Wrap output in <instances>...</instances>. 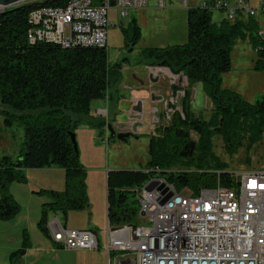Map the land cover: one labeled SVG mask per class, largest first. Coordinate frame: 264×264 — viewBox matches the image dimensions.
Masks as SVG:
<instances>
[{
  "label": "trees",
  "instance_id": "obj_1",
  "mask_svg": "<svg viewBox=\"0 0 264 264\" xmlns=\"http://www.w3.org/2000/svg\"><path fill=\"white\" fill-rule=\"evenodd\" d=\"M67 1L44 0L42 6L63 7ZM37 7L19 6L0 12V116L5 127L18 125L23 129L16 162L6 156L0 159V221L12 220L20 211L9 186L27 182L22 170L56 166L64 171L62 191L35 192L44 193L47 199L42 204L38 226L50 236L48 214L59 213L66 219L69 212L85 210L88 205L86 171L74 152L70 133H75L80 126L94 125L89 119L91 103L108 96L111 85H117L119 66L110 65L105 49L65 50L50 43H30L27 40L28 15ZM186 13L187 41L184 44L143 51L148 66L165 68L174 75L186 77L188 90L184 93L183 117L175 111L162 133L150 136L149 162L144 169L148 172L108 173V199L111 200V185L114 192L113 205L108 202L107 217L114 227L133 222L138 213L137 202L131 200L134 194L122 192L120 187L140 182L142 178L145 181L155 168L179 191L187 188L195 193L200 188H213L218 184L233 187L227 166L212 155L213 135L222 137L225 152L232 155L242 147L244 139L254 143L264 134V96L247 102L221 87L222 73L230 67L229 53L237 40L250 41L257 56L254 70L264 69V39L257 36V22L250 19L217 23L211 11L199 7L188 8ZM132 26L129 28L132 43L128 41L131 45L140 36L135 20ZM197 84L202 85L213 108L208 122L193 119L189 112L191 89ZM191 134L196 137L195 142ZM191 142L195 143V150L188 163L196 161V171L169 174L170 165L187 164L179 153ZM132 174L137 179H129ZM24 240L27 241L26 235ZM24 252L18 249L10 253L8 264H23Z\"/></svg>",
  "mask_w": 264,
  "mask_h": 264
},
{
  "label": "rangeland",
  "instance_id": "obj_2",
  "mask_svg": "<svg viewBox=\"0 0 264 264\" xmlns=\"http://www.w3.org/2000/svg\"><path fill=\"white\" fill-rule=\"evenodd\" d=\"M201 2L202 0H190L189 8L197 7ZM249 2L258 8L261 0ZM186 12L187 10L175 1H166L165 8H159L154 0L149 1L147 8L131 11L124 18H121L114 9L109 12L111 26L108 31L106 52L110 65L119 66V81L117 85H111L108 96L91 103V115L94 107L100 108L96 111L104 110L105 114H97L94 119L90 117L94 125H83L75 130L78 158L86 171L88 205L85 210L69 212L66 219L59 213L48 214L47 222L48 231H50L48 224L52 219L67 229H83L80 227L83 224L87 225V228L88 226L95 228L100 242L102 264H106L103 250L106 243L107 207L108 202L113 205L114 192L111 185V200L108 199V173L120 175L128 172L146 173L144 169L149 162L150 136L161 134L171 123L175 111L183 117L181 111L186 97L184 93L188 90L186 77L182 74L174 75L165 68L148 66L143 51L184 44L187 41ZM221 16L220 12H212V19L217 23ZM133 20L140 29V36L137 42L131 45L128 41L131 40L132 43L133 34L129 28ZM66 35H69L68 30ZM229 58L230 67L222 73L221 87L235 92L247 102L262 98L264 69L254 70L257 56L250 41L237 40L231 48ZM172 87L176 90L174 91ZM191 93V100L188 103L191 117L198 121H210L213 108L202 85H195ZM134 106L138 107V111L134 110ZM100 123L103 124L99 126ZM107 123H112L117 133L131 132L135 137H130L127 142L113 140L107 143L109 135ZM191 136L195 142L196 137L194 134ZM22 142L23 129L18 125L5 127L0 116V159L6 156L16 162ZM211 152L227 166L230 173L258 170L264 167V134L254 143H249L247 138L244 139L242 147L232 155L225 152L222 137L214 134ZM179 157L187 164L170 165L172 166L170 170L196 171V161L188 163L189 160L182 158L180 153ZM52 167L57 169H50ZM24 171L26 170H22L23 174ZM152 176L149 175L145 181L142 178L140 182L120 187L119 190L133 194L134 190L145 186ZM25 177L26 183H12L9 187V192L18 203L20 211L14 219L0 221V264H8L10 253L18 249L25 251L22 256L23 264H73L75 255L71 251L56 247L50 236H46L38 226L41 207L47 199L44 193L36 194L38 191H34L38 185L50 187L57 192L62 191L64 171L56 166H48L30 170ZM128 177L137 179L134 174ZM134 222L136 218L131 223Z\"/></svg>",
  "mask_w": 264,
  "mask_h": 264
},
{
  "label": "built area",
  "instance_id": "obj_3",
  "mask_svg": "<svg viewBox=\"0 0 264 264\" xmlns=\"http://www.w3.org/2000/svg\"><path fill=\"white\" fill-rule=\"evenodd\" d=\"M43 1L24 0L15 6ZM149 1L68 0L63 7L39 5L28 15L27 40L65 50H107L110 10L124 18L147 8ZM154 1L159 8H165L166 1H175L186 10L190 7V0ZM197 7L220 12L230 23L253 19L258 24L257 36L264 39V0L258 8L248 0H202ZM152 171L145 186L133 193L138 205L136 222L114 227L107 217L103 250L107 264H264V167L230 173L233 187L218 184L195 193L177 190L158 168ZM49 234L63 250L99 249L92 230L67 229L52 219Z\"/></svg>",
  "mask_w": 264,
  "mask_h": 264
},
{
  "label": "water",
  "instance_id": "obj_4",
  "mask_svg": "<svg viewBox=\"0 0 264 264\" xmlns=\"http://www.w3.org/2000/svg\"><path fill=\"white\" fill-rule=\"evenodd\" d=\"M24 0H0V8H8L17 5L18 3L22 2ZM43 3L35 4V5H42ZM111 5H113V2H111ZM19 7H15L14 9H17ZM131 51V49H129ZM107 128H108V138H107V143L111 142L113 140H118L121 142H127L130 137H135L131 132H121L117 133L115 129L113 128L111 123H107ZM70 141L72 143L74 152L78 156V151H77V143H76V135L75 133H70ZM195 150V143L191 142L188 143L180 152V156L186 160H189Z\"/></svg>",
  "mask_w": 264,
  "mask_h": 264
},
{
  "label": "crops",
  "instance_id": "obj_5",
  "mask_svg": "<svg viewBox=\"0 0 264 264\" xmlns=\"http://www.w3.org/2000/svg\"><path fill=\"white\" fill-rule=\"evenodd\" d=\"M249 1V0H248ZM257 3V2H256ZM222 15V14H221ZM224 20L223 18V15L218 19V22ZM215 22V21H214ZM161 69H164V68H161ZM151 75H153V73H150ZM153 80V79H152ZM156 81V79H155ZM154 81V82H155ZM137 102V100H135ZM135 102V103H136ZM134 103V104H135ZM135 111H138V107H133ZM96 109H100V108H97V107H94L92 110V119L96 118L95 115L96 114ZM98 116V115H97ZM86 127V126H85ZM134 130V129H133ZM50 169H57V168H50ZM30 170H26L24 171V175H26ZM27 179V178H26ZM10 187V186H9ZM35 190L34 191H40V190H43V189H52L50 187H46V186H35ZM33 191V193H34ZM108 209V207H107ZM50 222V221H49ZM64 226V225H63ZM65 227V226H64ZM81 228L83 229H75V230H92L98 237V232L95 228H90V226H88L89 228H87V225H80ZM66 228V227H65ZM74 229V228H73ZM99 238V237H98ZM99 240V239H98ZM100 242H99V249L98 250H95V251H71L74 255H75V258H74V261H73V264H91L93 263L94 261L97 262V264H102V257H101V254H100ZM104 252V251H103ZM106 255V254H105ZM106 264H107V258H106Z\"/></svg>",
  "mask_w": 264,
  "mask_h": 264
},
{
  "label": "bare ground",
  "instance_id": "obj_6",
  "mask_svg": "<svg viewBox=\"0 0 264 264\" xmlns=\"http://www.w3.org/2000/svg\"><path fill=\"white\" fill-rule=\"evenodd\" d=\"M67 3H68V1H67ZM15 7H19V6H15ZM5 9H10V8H3L2 10H0V12H3ZM49 229H50V222H49Z\"/></svg>",
  "mask_w": 264,
  "mask_h": 264
},
{
  "label": "flooded vegetation",
  "instance_id": "obj_7",
  "mask_svg": "<svg viewBox=\"0 0 264 264\" xmlns=\"http://www.w3.org/2000/svg\"><path fill=\"white\" fill-rule=\"evenodd\" d=\"M112 124V123H111ZM135 136V135H134Z\"/></svg>",
  "mask_w": 264,
  "mask_h": 264
}]
</instances>
